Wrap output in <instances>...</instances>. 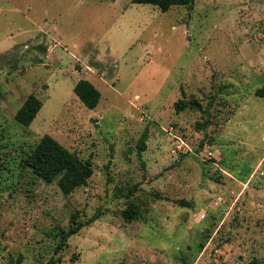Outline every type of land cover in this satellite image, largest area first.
<instances>
[{
  "label": "rangeland",
  "instance_id": "obj_1",
  "mask_svg": "<svg viewBox=\"0 0 264 264\" xmlns=\"http://www.w3.org/2000/svg\"><path fill=\"white\" fill-rule=\"evenodd\" d=\"M263 85L264 0H0V264H264ZM44 134L91 163L85 184L21 167Z\"/></svg>",
  "mask_w": 264,
  "mask_h": 264
},
{
  "label": "trees",
  "instance_id": "obj_2",
  "mask_svg": "<svg viewBox=\"0 0 264 264\" xmlns=\"http://www.w3.org/2000/svg\"><path fill=\"white\" fill-rule=\"evenodd\" d=\"M132 2L152 4L165 12L171 6H189L193 3V0H132ZM73 91L86 107L92 109L97 106L100 99V92L90 81L79 79L74 84ZM255 95L264 97V85L255 90ZM41 106L42 101L34 94H29L17 109L14 118L19 124L29 126ZM175 106L178 110L184 109L185 107L201 108L200 103L195 99L178 100ZM145 139L146 132L142 134L138 141V149L144 147ZM20 165L22 168H30L46 182H51L55 178H58V186L64 193H69L75 188L85 184L93 172L90 162L80 159L75 153L71 152L49 134L41 136L35 147L22 158ZM122 213L126 219H134L140 215L138 206L132 200ZM97 218L98 213L96 212L85 222L77 223L72 220V224L69 228L59 231V240L54 248V254H57L63 246H65L67 239L71 235L77 233L83 226L90 224ZM59 261V257H50L44 264H56ZM118 264H125V262L119 261Z\"/></svg>",
  "mask_w": 264,
  "mask_h": 264
}]
</instances>
